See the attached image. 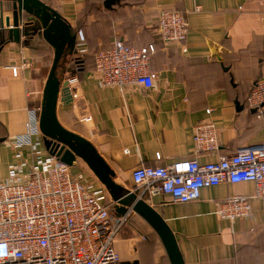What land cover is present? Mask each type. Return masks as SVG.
Segmentation results:
<instances>
[{
  "label": "crops",
  "instance_id": "1",
  "mask_svg": "<svg viewBox=\"0 0 264 264\" xmlns=\"http://www.w3.org/2000/svg\"><path fill=\"white\" fill-rule=\"evenodd\" d=\"M41 1L76 28L78 44L88 51L78 68L72 54L61 60L64 79L75 80L68 81L70 100L58 98V122L87 139L116 180L159 213L176 238L184 264H264L261 201L252 200L246 218L231 221L215 214L221 199L251 194L254 183L204 187L198 200L177 203L168 194H148L131 178L138 166L163 167L190 158L211 162L264 142V110L257 116L245 102L254 83L264 78V0H116L110 8L104 6L105 0ZM2 4V19L8 16L11 23V3ZM162 9L186 13L185 51L159 39L157 16ZM1 29L7 35V29ZM116 41L135 47L154 44L150 69L157 76L151 87L98 86L91 74V55ZM1 46L0 181H4L9 165L18 161L15 151L31 161L27 148L15 149L12 139L26 131L29 110L41 106L53 47L38 35L7 40ZM24 61L31 65L18 67ZM204 119L212 120L217 130L219 146L214 152L195 151L193 128ZM41 148L45 149L43 142ZM70 171L94 188L106 189L82 159L77 158ZM106 202L111 215L118 217L107 189ZM126 213L115 244L120 264L136 259L138 264H170L153 227L136 212Z\"/></svg>",
  "mask_w": 264,
  "mask_h": 264
},
{
  "label": "built area",
  "instance_id": "2",
  "mask_svg": "<svg viewBox=\"0 0 264 264\" xmlns=\"http://www.w3.org/2000/svg\"><path fill=\"white\" fill-rule=\"evenodd\" d=\"M157 24L160 40L180 45L185 51L189 23L184 11L162 9ZM154 51V44L135 47L116 41L93 53L91 74L98 86L124 90L140 85L148 89L157 76L150 69ZM76 52L80 56L87 48L77 44ZM30 65L24 61L18 67ZM246 102L257 116L262 114L264 78L254 83ZM40 112V106L29 110L26 131L12 139L15 149L27 148L31 161L15 151L18 161L9 165V176L0 181V264H120L115 244L127 213L113 217L106 189H96L81 176H74L70 165L41 148ZM210 112L206 109L207 114ZM192 136L197 152H214L219 146L212 120L197 122ZM131 178L133 185L148 194H168L177 203L198 200L204 187L252 182L253 193L227 196L215 212L231 221L246 218L253 199L264 205V142L211 162L190 158L163 167L138 166Z\"/></svg>",
  "mask_w": 264,
  "mask_h": 264
},
{
  "label": "water",
  "instance_id": "3",
  "mask_svg": "<svg viewBox=\"0 0 264 264\" xmlns=\"http://www.w3.org/2000/svg\"><path fill=\"white\" fill-rule=\"evenodd\" d=\"M11 3L12 22L7 16L4 19L7 38L17 42L20 37L31 38L41 36L53 47V56L48 76L43 87V98L39 124L45 149L50 155H55L65 164L72 165L80 158L95 173L99 182L108 190L114 209L118 215L126 212H136L153 227L159 235L160 241L166 250L170 264H184L177 241L171 230L159 213L150 207L137 193L126 189L113 175L102 156L98 155L92 144L70 130H66L57 119L56 104L60 96L63 102L71 98L68 80H65L64 70L60 69L63 57L74 53L75 34L71 26L56 10L41 0H6ZM116 0H105L104 6ZM3 0H0V25L3 21ZM7 27V28H6ZM2 46L0 47L1 51ZM122 264H138V260L126 261Z\"/></svg>",
  "mask_w": 264,
  "mask_h": 264
},
{
  "label": "trees",
  "instance_id": "4",
  "mask_svg": "<svg viewBox=\"0 0 264 264\" xmlns=\"http://www.w3.org/2000/svg\"><path fill=\"white\" fill-rule=\"evenodd\" d=\"M71 32L72 33H74L75 34V47H74V53L72 54L73 56H72V63L74 64V65H76V67L78 68L79 67V65L83 62V60L85 59L83 56L85 55V53H83L82 55H77V52H76V45L78 44V41H77V32L78 31H76V28H73L72 26H71ZM7 40H8V38H7V35H6V32H5V30L4 29H0V47H1V45H3V43H5V42H7ZM95 52V51H94ZM92 58H93V56H92ZM93 67H94V65H93ZM247 98V97H246ZM245 102H246V100H245ZM247 103V102H246Z\"/></svg>",
  "mask_w": 264,
  "mask_h": 264
},
{
  "label": "rangeland",
  "instance_id": "5",
  "mask_svg": "<svg viewBox=\"0 0 264 264\" xmlns=\"http://www.w3.org/2000/svg\"><path fill=\"white\" fill-rule=\"evenodd\" d=\"M86 53H88V51H87ZM86 53H85V54H86ZM93 53H94V52H93ZM93 53H92V55H91V56H93ZM83 57L85 58V57H88V56H83ZM157 241H158V239H157ZM157 246H158V248H160V247H161V246H160V243H159V241L157 242Z\"/></svg>",
  "mask_w": 264,
  "mask_h": 264
}]
</instances>
